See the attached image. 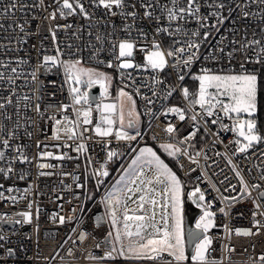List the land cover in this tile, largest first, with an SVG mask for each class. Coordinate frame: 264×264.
Segmentation results:
<instances>
[{"label": "snow or ice", "instance_id": "1", "mask_svg": "<svg viewBox=\"0 0 264 264\" xmlns=\"http://www.w3.org/2000/svg\"><path fill=\"white\" fill-rule=\"evenodd\" d=\"M249 5H255L256 10L250 11ZM226 7L229 15L235 11L226 5L225 0H50L48 4L45 0H34L32 4L26 3L25 0H11L0 9V18H13L16 11L24 15L23 23L12 19L9 25L13 31L18 29V32L23 34L16 37V43L22 45L27 42L29 32L25 25L31 22L26 18L29 11L41 9L47 12L43 19L50 22L48 31L55 45L56 54L43 55L29 73L31 81L35 82L32 97L17 93L16 89L21 85H17L16 81L24 73L12 66L13 59L9 57L7 60H0V85L8 86V95L0 96V161L7 160L8 166L0 167V174L4 178H9L14 171L13 161L30 163L23 146L12 143L18 139L17 129L22 126L21 102H24L23 108H31L38 116L43 117L40 103L42 98L38 95L40 90L38 72L41 68L50 71L57 66L64 70L69 103L60 104V119H57L56 115L49 117L54 122L52 139L73 141L77 153L86 154L88 142L98 137L108 149L107 160L111 161L118 153L108 147L111 143L108 138L135 141L140 132L137 130L135 135H131L125 129H134L139 123V114L136 112V101L133 97L141 95L142 88L151 93L150 96L144 95L146 105L153 106L157 100L161 101L162 111L159 115L167 117L168 114H173L181 122L186 119L192 122V131L177 142L179 145L194 140L202 129L205 136L211 132L220 143L224 142L221 132L233 133V138L225 145V148L229 145L235 146L233 154H246L249 150L264 144V130L259 126V114L264 99V27L260 28L258 38L257 33L253 32V38L248 39L245 32L240 40L229 41L232 47L227 52L223 43L224 37L215 47L210 46L206 54L201 51L213 31L219 33L220 26L228 19L223 14ZM237 7L241 8L242 19L258 17L260 23L264 24V0H244L243 6L237 4ZM49 8H52V11L49 12ZM203 8L209 9L207 14L202 11ZM101 9L103 19L96 17V10ZM71 17H80L87 22L86 26L56 23L53 27L51 24L58 18L67 21ZM117 18L121 21L119 25L116 23ZM31 19L35 20L37 17L33 14ZM101 23L104 24L103 31L100 30ZM144 23L151 27V33L146 30ZM193 23L196 27L189 28ZM85 28L89 37L94 36L95 42L89 40L83 48L73 43L66 44L69 58L63 59L65 54L57 44V32L72 30V37L81 40ZM4 29L5 25L0 23V30ZM93 29L96 31L93 32ZM165 39L169 41L167 45L164 43ZM84 48L89 51L90 61L96 62L95 67L84 66L81 55ZM0 49L16 50L12 47L10 39L8 44L0 45ZM137 53L140 54L139 59ZM15 63L23 65L28 61L16 58ZM197 64L200 65L199 68L193 71ZM101 65L111 71L101 70ZM113 73L118 75L121 86L118 87L117 94L111 102H106L111 97L110 88L116 78ZM186 78L196 82L195 89L184 83ZM27 84L28 81L25 79L23 86ZM97 85L100 89L99 99L89 94V90ZM177 92L185 102L184 106H166L163 101H167ZM10 106L15 108L17 117L11 128L3 123L12 121V115L7 111ZM69 109L74 119L66 114ZM148 112L154 117L157 116L151 107ZM27 119L31 121L30 117ZM212 126H216L217 131L212 132ZM164 131L171 139L175 138L174 124L168 123ZM26 134L31 137L30 132ZM216 140H213V145ZM62 146L73 147L67 143ZM40 147L41 144L38 142L37 148ZM160 148L170 157H176L181 153V148L173 143L161 144ZM9 153L12 154L11 158ZM39 155L58 160L66 158L65 155L54 156L51 151H42ZM183 155L188 156L193 163H198L201 151H197L193 157L185 148ZM216 155L221 153L217 152ZM261 155L264 156V152ZM204 158L207 160V155ZM228 162L231 164V159ZM145 166L151 171V176L146 174ZM38 167L44 169L55 166L41 163ZM52 174L43 171L39 173L40 176ZM236 174L239 176V171ZM92 175L97 178L99 185L102 183L100 177H107L109 173L102 164ZM19 178L24 179L25 174L20 173ZM261 178L264 179V176ZM74 181L77 187H84V184L79 183V177H74ZM240 182L244 186L243 191L250 196L248 186L242 178ZM117 183L121 186L109 192L101 201L105 205L104 215L97 217L98 221L109 220L111 227L115 229L114 232L109 231L105 240L111 247L105 252L104 257L90 254V259L122 257L127 261H152L155 264L189 262L223 264L224 259L230 261V256L222 255L217 259L211 255L215 251L212 247L214 238L208 233L210 229L216 227L214 220L216 213L210 211L212 204L205 202V193L198 186L187 193V199L201 208L203 214L196 221L195 230L188 231L186 242L183 217L184 184L176 172L151 147L140 149L139 155L132 161L125 176ZM259 187L252 185V189L258 192L256 200H264V191H259ZM8 191L12 192L13 189L9 188ZM29 193L30 189H26L24 196L20 198H25ZM0 198H4L3 192H0ZM9 198L13 202L17 199L16 196ZM221 200L225 206L219 208V212L228 217L237 198L222 196ZM129 201L135 207L130 208ZM253 203L256 208L252 213L253 227L243 230L231 229L225 224L223 227L228 239H231L233 234L256 237L264 231V219H257L258 215L264 217V211L260 210L261 205L255 200ZM31 208L32 203L29 202V211L18 213L23 219L16 220L15 223H31L33 219ZM80 210L83 212V207ZM0 219L4 217L0 216ZM52 219L63 225L66 221L73 220V217L56 213ZM85 238L86 233L81 232L78 239L83 241ZM7 239L6 235L0 234V241ZM188 246H192L190 254ZM96 247L99 248L100 245L97 244ZM221 247L223 253L235 251V248L228 244ZM0 249L3 250L0 262L7 264V259L14 256L15 251L11 247L5 248L3 244H0ZM252 264H264V254L252 261Z\"/></svg>", "mask_w": 264, "mask_h": 264}, {"label": "built area", "instance_id": "2", "mask_svg": "<svg viewBox=\"0 0 264 264\" xmlns=\"http://www.w3.org/2000/svg\"><path fill=\"white\" fill-rule=\"evenodd\" d=\"M10 2L11 0H0V9ZM25 2L32 4L34 0H25ZM45 3H50V0H45ZM225 3L235 9V11L229 15L226 7L223 14L228 19L220 26V32L213 31L208 42L203 45L201 51L205 54L209 47H215L222 37L225 38L223 43L227 52L232 47L229 41L233 39L240 40L245 32L248 34V39L253 38V32L257 33L258 38L260 28L264 27L258 17L241 18V8L237 7V4L243 6L244 0H225ZM249 10L255 11L256 6L249 5ZM48 11H52V8H49ZM202 11L207 14L209 9L203 8ZM33 14L37 19H31ZM46 15L47 12L41 9H31L29 11L26 18L31 22L25 25L29 35L27 42L22 45L16 43V37L23 34L19 33L18 29L13 31V28H10L9 25L12 23V19L23 23L24 15L16 11L13 18H0V23L5 25V29L0 30V45L8 44L10 39L12 47L16 49L14 51L0 49V60H7L11 57L13 59L12 66L17 67L18 71L24 73L16 81L17 85H21V87L16 89L19 95L34 96L35 82L31 81L29 73L36 67L38 59H42L43 55L56 54L55 45L48 31L50 22L43 19ZM96 17L103 19L102 9L96 10ZM56 23L83 24L85 26L87 24L80 17H71L67 21L58 18L57 21L51 22L53 27ZM116 23L119 25L121 21L117 18ZM144 26L151 33V27L146 23H144ZM195 27L194 23L189 25V28L194 29ZM100 30H104L103 23L100 24ZM95 31L93 29V32ZM89 40L95 42L94 36L89 37L87 35V28H85L81 40H76L72 37V30L67 32L60 30L57 32V44L65 54L62 57L63 59L69 58L67 55L69 50L66 44L73 43L83 48L84 44ZM168 42L165 39V45ZM72 51H75V49H72ZM81 55L84 66H96L95 61H90L88 49L84 48ZM137 57L138 59L140 58L139 53H137ZM16 58H23L28 63L17 65L15 63ZM224 63L226 64L227 61ZM199 66L197 64L193 71H196ZM101 70L111 71L103 65H101ZM113 75L116 77L113 80V89H118L121 86L120 79L117 74L113 73ZM38 76L40 81L38 95L42 98L40 103L43 117L38 116L31 108H23L24 102H21L20 123L22 126L17 129L18 139L12 142L13 145L19 144L23 146L30 163L13 161L14 171L10 177L4 178L0 174V185H3V187H0V192L4 193V198H0V216L4 217V219H0V234L8 237L7 241H0V244H3L5 248L11 247L15 251V255L7 259V264H155L152 261H127L122 257L92 260L89 256L91 254L96 257H104L105 252L111 247L110 243L105 242L109 231H113L110 222L104 219L98 221L97 217H102L105 213V205L101 201L112 181L141 146H160L164 143L177 144L181 148V153L177 154L181 176L186 183L190 182L194 187L198 186L205 193V202H210L212 204L210 211L216 213L214 218L216 227H213L208 233L214 238L212 247L215 251L211 253L212 257L220 259L222 255L224 257L230 256V261L224 259L223 264H252V261L264 254V231L256 237L235 236L233 234L231 239H228L223 227L227 224L231 229L239 228L243 230L252 228V213L256 211L254 200L261 205L260 210L264 211V200H256L258 192L252 189V185H259V191H264V179L261 178L264 176V156L261 155L264 152V144L249 150L246 154H233L234 145H229L228 148H225V145L233 138V133L225 134L221 132L220 135L224 137V142L220 143L219 140H216L211 135V132L205 136L202 129L194 140L184 145H179L177 142L192 131V122L189 119L181 122L173 114H168L167 117L159 115L162 111L160 108L161 101L157 100L153 106L146 105L144 95L150 96L151 93L146 88H142V94L133 97L141 119L140 127L131 134L135 135L138 130L140 135L137 139L128 141L116 140L114 137L108 138L111 141L108 147L118 153V156L111 161L107 160L106 153L108 149L104 147L98 137H94L92 141L88 142L86 154L77 153L74 150L73 141L52 139L54 122L49 117L56 115V118L60 119V104L69 103L63 68L57 66L51 68L50 71H45L41 68ZM25 79L28 81L27 86H23L25 85ZM171 82L172 79L169 80V83ZM184 83L192 89L196 87V82L190 78H186ZM7 87V84L0 85V96L8 95ZM126 90L131 91V89ZM13 99L15 100V97ZM34 103L35 100L32 101L33 106ZM163 103L166 106L183 107L185 102L179 92H177L167 101H163ZM149 107L152 108L153 112L157 113L156 117L148 112ZM197 110L199 109L197 108ZM7 111L12 115V121H3V123L11 128L12 123L17 119L16 110L10 106ZM66 114L71 119H74L70 109ZM28 117L31 118V121L27 119ZM168 123L176 126L174 139H171L164 131ZM211 131H217L216 126H212ZM28 132L31 133V137L26 134ZM88 134L90 135L91 133ZM213 140H216L215 145H213ZM38 142L41 144L40 148H37ZM65 143L73 145V147H63L62 145ZM57 145H61V147H57ZM185 148L193 157H195L197 151H201L198 163H193L188 156L183 155ZM42 151H51L54 156L65 155L66 158L58 160L41 157L39 153ZM217 152L221 153V155H216ZM11 155L9 153V158H11ZM205 155L208 157L207 160L204 158ZM67 157L72 158L69 159ZM229 159L232 161L231 164L228 162ZM89 160L91 161L90 163ZM41 163L52 164L55 167L41 169L38 167ZM102 164L106 166L109 175L100 177L102 183L98 185L97 178L92 173L98 170ZM7 166V160L0 161V167L6 168ZM41 171L53 174L40 176L39 173ZM237 171L240 173L239 176L236 174ZM20 173L25 174L24 179L19 178ZM74 177H79V183L84 184V187H77ZM241 178L248 186V191L251 193L250 196L243 191L244 186L240 182ZM232 186L235 187L233 188ZM9 188L13 189V191L9 192ZM26 189H30V193L21 199L20 197L24 196ZM11 196L17 197L15 202L9 198ZM222 196L237 198L232 204L228 217L219 212V208L225 206L221 200ZM29 202L32 203V208L30 209L33 216L32 222L15 223L16 220L23 219L18 213L29 211ZM81 207H83V212L80 210ZM56 213L65 217L71 216L73 220L66 221L65 224L60 225L58 220L54 221L52 219ZM257 219H264V217L258 215ZM73 229H76V231H73ZM81 232L86 233V238L83 241L78 239ZM97 244L100 245L99 248L96 247ZM224 244L234 247L235 251L223 253L221 246ZM0 255H3L2 249H0ZM0 264H3V262H0Z\"/></svg>", "mask_w": 264, "mask_h": 264}, {"label": "rangeland", "instance_id": "3", "mask_svg": "<svg viewBox=\"0 0 264 264\" xmlns=\"http://www.w3.org/2000/svg\"><path fill=\"white\" fill-rule=\"evenodd\" d=\"M98 86V85H97ZM99 87V86H98ZM117 90L118 89H113V84H112V87L110 88V93H111V97H110V99L108 100V101H106V102H111V99L112 98H114L115 96H116V94H117ZM99 97H100V94H99ZM99 97H98V99H99ZM136 112L138 113V110H137V108H136ZM139 114V113H138ZM139 124H140V120H139V123H138V125L136 126V128H134V129H125L126 131H132V130H136V129H138V127H139ZM145 147H151L152 149H153V151H155L156 153H157V155H159L160 156V158L162 159V160H164V162L166 163V164H168L169 165V167L174 171V172H176V174L178 175V177L182 180V183L184 184V194H185V196H187V193L188 192H190V191H192L195 187L192 185V184H190V182L189 183H186L185 182V180H183L182 179V177H181V175L176 171V170H174L173 168H172V166L167 162V160H165L164 159V157L158 152V149L157 148H155L154 146H152V145H146V146H141L136 152H135V154L133 155V157L130 159V161L123 167V169H122V171L121 172H119L118 174H117V176L114 178V180L112 181V183H111V186L108 188V190H107V193L104 195V197L109 193V192H112L114 189H116V188H118V187H120L121 185H119L117 182L118 181H120L121 180V177L122 176H125V173H126V171L130 168V166L132 165V161L134 160V159H136V157L139 155V151H140V149H142V148H145ZM159 149L164 153V154H166L167 155V157H169V158H171V159H174V160H177V156L176 157H170V156H168V154L162 149V148H160L159 147ZM176 163V165H177V162H175ZM145 172H146V174L148 175V176H151L152 175V173H151V171L148 169V167L147 166H145ZM184 196V197H185ZM189 200V199H188ZM196 208H198L199 210H200V213L198 214V216H197V218H196V220H195V225H196V221L200 218V216L203 214V211H202V209L201 208H199V207H197V205L195 204V203H193L191 200H189ZM129 207L130 208H132V207H135V205H133L132 203H131V201H129ZM183 216H184V210H183ZM113 229V231H115V229L114 228H112ZM211 230V229H210Z\"/></svg>", "mask_w": 264, "mask_h": 264}, {"label": "water", "instance_id": "4", "mask_svg": "<svg viewBox=\"0 0 264 264\" xmlns=\"http://www.w3.org/2000/svg\"><path fill=\"white\" fill-rule=\"evenodd\" d=\"M99 92H100V89L98 86H94L91 90H89L90 96L95 97V98H97ZM188 208H189V206H188ZM191 208H192V213L187 214L184 217V229H185V240H186V242H187V233L189 230H195V220H196L198 214L200 213V210L198 208H196L192 203H191ZM191 248H192V246H188L189 254L191 253Z\"/></svg>", "mask_w": 264, "mask_h": 264}, {"label": "trees", "instance_id": "5", "mask_svg": "<svg viewBox=\"0 0 264 264\" xmlns=\"http://www.w3.org/2000/svg\"><path fill=\"white\" fill-rule=\"evenodd\" d=\"M259 126L261 127L262 130H264V99H262V110H261V112L259 114ZM154 147L158 149V152L164 157L165 160H167V162L172 166V168L174 170H176L181 175V172H180V169H179V165H178L177 160H174V159H171V158L167 157V155L164 154L159 149V147H160L159 145H155ZM175 162H177V165H176ZM182 179L184 180L183 177H182Z\"/></svg>", "mask_w": 264, "mask_h": 264}, {"label": "flooded vegetation", "instance_id": "6", "mask_svg": "<svg viewBox=\"0 0 264 264\" xmlns=\"http://www.w3.org/2000/svg\"><path fill=\"white\" fill-rule=\"evenodd\" d=\"M188 206H189V208H188ZM183 210H184V216L183 217H185L187 214H191L192 213L191 203L187 199V196L184 197V208H183Z\"/></svg>", "mask_w": 264, "mask_h": 264}, {"label": "crops", "instance_id": "7", "mask_svg": "<svg viewBox=\"0 0 264 264\" xmlns=\"http://www.w3.org/2000/svg\"><path fill=\"white\" fill-rule=\"evenodd\" d=\"M138 110V109H137ZM139 113V112H138ZM139 120H140V124H139V127H140V125H141V119H140V116H139ZM138 127V128H139ZM134 132V130H132V131H129V134H132Z\"/></svg>", "mask_w": 264, "mask_h": 264}]
</instances>
